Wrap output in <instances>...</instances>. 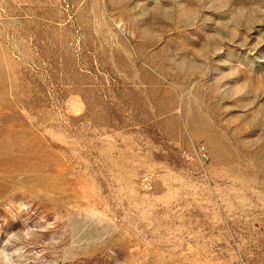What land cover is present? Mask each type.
I'll list each match as a JSON object with an SVG mask.
<instances>
[{
    "label": "rangeland",
    "instance_id": "374dc122",
    "mask_svg": "<svg viewBox=\"0 0 264 264\" xmlns=\"http://www.w3.org/2000/svg\"><path fill=\"white\" fill-rule=\"evenodd\" d=\"M0 264H264V0H0Z\"/></svg>",
    "mask_w": 264,
    "mask_h": 264
}]
</instances>
